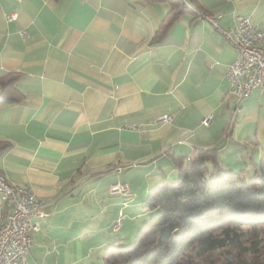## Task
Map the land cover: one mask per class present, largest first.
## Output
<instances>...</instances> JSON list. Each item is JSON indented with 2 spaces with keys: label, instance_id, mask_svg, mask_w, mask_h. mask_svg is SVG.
Segmentation results:
<instances>
[{
  "label": "crops",
  "instance_id": "crops-1",
  "mask_svg": "<svg viewBox=\"0 0 264 264\" xmlns=\"http://www.w3.org/2000/svg\"><path fill=\"white\" fill-rule=\"evenodd\" d=\"M199 2L224 31L239 16L264 29V0ZM169 10L133 0H0V75L18 74L23 95L0 109V140L10 145L0 171L48 214L27 264H103L119 243L112 224L122 215L120 232L138 227L151 190L176 178L174 159L194 149H218L226 169L254 173L264 94L255 89L237 105L225 76L237 52L205 19L185 15L156 42ZM165 115L169 124H154ZM119 183L127 195L111 193Z\"/></svg>",
  "mask_w": 264,
  "mask_h": 264
},
{
  "label": "trees",
  "instance_id": "trees-1",
  "mask_svg": "<svg viewBox=\"0 0 264 264\" xmlns=\"http://www.w3.org/2000/svg\"><path fill=\"white\" fill-rule=\"evenodd\" d=\"M154 3L170 8L156 42L183 16L209 14L199 0H133L135 7ZM18 76L0 75V109L22 101ZM9 148L0 140V156ZM174 160L178 178L162 180L148 195L144 208L153 217L129 247L109 246L103 264H264V153L249 178L246 170L226 169L218 149Z\"/></svg>",
  "mask_w": 264,
  "mask_h": 264
},
{
  "label": "built area",
  "instance_id": "built-area-1",
  "mask_svg": "<svg viewBox=\"0 0 264 264\" xmlns=\"http://www.w3.org/2000/svg\"><path fill=\"white\" fill-rule=\"evenodd\" d=\"M216 30L230 42V33L238 34V44H231L237 52V59L227 67L225 76L229 83L230 94L237 105L249 98L253 90L260 89L264 94V48L260 41L264 40V29L251 21L249 17L239 16L235 26L222 30L218 22L221 16L208 18ZM9 22L16 20V15L7 17ZM24 39L28 38L26 31L22 32ZM211 69L215 65L210 66ZM172 117L165 115L154 121L155 125L169 124ZM211 116L203 120L208 126ZM112 194L127 195V184H116L110 189ZM46 203L38 198L26 186L10 187L0 179V264H27L26 257L33 247L34 235L41 230L40 222L47 218ZM122 215L112 224L111 231L118 233L122 227Z\"/></svg>",
  "mask_w": 264,
  "mask_h": 264
},
{
  "label": "rangeland",
  "instance_id": "rangeland-1",
  "mask_svg": "<svg viewBox=\"0 0 264 264\" xmlns=\"http://www.w3.org/2000/svg\"><path fill=\"white\" fill-rule=\"evenodd\" d=\"M250 176L251 174L247 172L246 177L249 178ZM176 178H178V175H176ZM153 214L154 212L146 210L145 216L143 217L140 216L138 217L139 218L138 220H133V225L137 223L138 227L136 226L130 227V225H127V223H125L122 232H119L120 234L116 236L115 241L119 242L118 245L123 246V247H129L130 245H132L135 241L136 236L139 234L144 224H146L150 220V218L153 217ZM127 220L131 221L130 219H127V218H125L124 221H127Z\"/></svg>",
  "mask_w": 264,
  "mask_h": 264
},
{
  "label": "bare ground",
  "instance_id": "bare-ground-1",
  "mask_svg": "<svg viewBox=\"0 0 264 264\" xmlns=\"http://www.w3.org/2000/svg\"><path fill=\"white\" fill-rule=\"evenodd\" d=\"M208 18H215V16H211L208 14ZM230 42L231 44H238V34L237 33H230ZM260 48H264V40L260 41ZM0 179H2L3 183H6L10 187H17L9 184L4 175L0 174Z\"/></svg>",
  "mask_w": 264,
  "mask_h": 264
}]
</instances>
